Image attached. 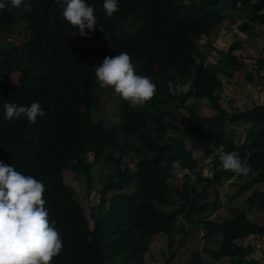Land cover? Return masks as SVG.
Returning a JSON list of instances; mask_svg holds the SVG:
<instances>
[{"label":"trees","instance_id":"16d2710c","mask_svg":"<svg viewBox=\"0 0 264 264\" xmlns=\"http://www.w3.org/2000/svg\"><path fill=\"white\" fill-rule=\"evenodd\" d=\"M64 3L24 0L26 8L0 10V161L46 185L45 207L63 243L51 264H146L157 234L166 236L172 249L176 236L182 243L196 229L206 230V244L191 252L187 264H204L206 254L216 261L248 263L252 248L239 240L264 236V220L249 218L252 209L264 212V189L254 188L264 183V104L232 111L222 106L221 74L232 78L243 70L251 81L256 77L234 53L242 41L219 50L210 36L223 17L242 33L250 34L254 24L264 26V0H118L111 18L103 0H86L97 17L96 31L88 37L64 19ZM212 50L220 57L209 63ZM120 52H127L137 74L157 86L143 107H131L96 80L94 67ZM257 63V70H264V57ZM185 85L188 89L180 91ZM111 98L118 99L112 104L114 126L98 115ZM190 98L206 100L215 113L200 114L187 103ZM34 101L45 111L35 124L24 116L5 119L6 102L30 106ZM131 150L139 156L135 167L122 159ZM195 150L211 158V175H203ZM222 152L251 165L248 176H239L246 181L236 195L252 193L247 207L231 208L229 217L204 219L220 205L219 187L238 176L222 168ZM101 165L113 170L98 174L100 201L87 217L63 171L84 173L90 190ZM177 169L184 171V181L172 185ZM211 192L214 199L206 200ZM178 249L171 251L168 264Z\"/></svg>","mask_w":264,"mask_h":264},{"label":"clouds","instance_id":"9594fccd","mask_svg":"<svg viewBox=\"0 0 264 264\" xmlns=\"http://www.w3.org/2000/svg\"><path fill=\"white\" fill-rule=\"evenodd\" d=\"M26 7L24 0H0V10ZM61 7L64 19L72 29L79 30L80 36L88 37V32L96 31L95 9L86 0H65ZM102 8L111 18L119 10L118 0H103ZM94 70L100 87L112 88L133 108L143 107L156 94V84L149 77L137 74L127 52L105 57ZM3 107L7 121L24 116L35 124L45 116L41 104L35 101L30 106L6 102ZM219 159L224 170L238 176L246 177L252 171L247 160L242 161L232 152H222ZM45 190L42 181L0 161V264H51L61 253V234L57 221L49 220Z\"/></svg>","mask_w":264,"mask_h":264},{"label":"rangeland","instance_id":"374dc122","mask_svg":"<svg viewBox=\"0 0 264 264\" xmlns=\"http://www.w3.org/2000/svg\"><path fill=\"white\" fill-rule=\"evenodd\" d=\"M217 27L214 29L210 36V40L215 48L219 50H227L229 46L235 40L243 42L241 49L234 51L235 54L241 55L245 62L248 64L247 70L252 71L256 79L251 81L245 75V71H238L234 77L229 78L223 74L220 75L224 82V92L222 94L221 104L229 111L233 109L244 110L248 108L252 103L264 104V70L258 71L257 59L264 57V26L260 24H254V29L250 34L242 33L237 25L231 24L228 17L217 20ZM240 23V21H238ZM28 31L24 26V37H28ZM25 40V39H24ZM207 37H203L200 41V47L205 50V42ZM220 55L216 50H212L208 54V62L214 63L218 60ZM21 72H17L15 77L19 76ZM188 85L180 87V91H186ZM112 97V96H111ZM118 99L111 98V101L104 103L103 107L99 110L98 115L106 118L111 126H114L117 118L116 111L112 104L116 103ZM188 104L196 106L197 111L202 115H212L215 113L213 109L209 107L206 100H200L196 98H190L187 101ZM117 110V109H116ZM184 115H188L189 111L186 108H181ZM181 118V116H179ZM242 131L241 139H244V130ZM172 133V131H170ZM120 152H116L119 155ZM197 158H199L203 166V175H211V158L202 157V154L195 150ZM124 161L130 162L132 167H135V162L139 159V156L134 150L128 152L122 158ZM112 167L109 170L104 165L99 167L96 174V187L88 190V182L84 173L73 169H64L63 175L65 182L73 186L76 190V196L80 200L81 204L85 208L87 217H89L91 205L100 201V193L98 189L102 188V184L99 182L97 176L100 173L102 176H106L108 172H112ZM176 177L170 182L172 185H181L183 183L184 171L176 170ZM245 178L235 176L232 179L224 181L222 186L219 187L221 191L220 205L212 212H206L202 215V218H210L215 220H223L230 216V209L234 207L244 208L247 207V198L252 193V190H248L243 194L236 195L240 186L245 182ZM98 188V189H97ZM254 188L264 189V183L256 185ZM111 195V193H110ZM206 200H213L214 193H205ZM249 218L253 221H263L264 212L252 209L249 211ZM91 225L93 220L89 218ZM205 229L194 230L185 241L181 243V236H176L172 249L168 246V239L163 234H157L151 244L149 253L146 255V264H168L167 259L171 257V251L179 247L178 251L172 258L173 264H187L191 260L192 251H201L206 244ZM239 243L248 245L252 248L251 252L247 255L248 263L243 264H264V236L250 235L246 238L239 240ZM206 261L204 264H230L229 258H224L220 261L213 260L208 254L205 255Z\"/></svg>","mask_w":264,"mask_h":264}]
</instances>
